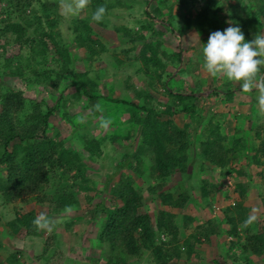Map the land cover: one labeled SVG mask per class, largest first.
<instances>
[{"label": "trees", "instance_id": "16d2710c", "mask_svg": "<svg viewBox=\"0 0 264 264\" xmlns=\"http://www.w3.org/2000/svg\"><path fill=\"white\" fill-rule=\"evenodd\" d=\"M241 1L223 0L221 4L219 0H205L203 9L194 16L188 6L189 3L194 5L196 0H174L175 4L170 9L177 5L179 10L184 11L181 14V35L193 30L201 37L208 36L211 32L224 30V25H230L239 26L245 39L250 40V33L256 29L258 22L264 23V0H247L253 8L244 15L235 8V4ZM158 2L164 4L165 0ZM158 2L153 1L154 4ZM0 5V41L5 38L3 43L8 44L12 38L19 48L18 55L4 60V71H1L0 79L11 77L27 85H49L56 90L65 78H70L78 93L86 97L91 105L101 99L96 92L97 83L88 77L87 72L70 71L71 57L63 46L60 32L54 31L58 25V20L52 17V14H56L52 12L55 5L49 0H0ZM115 5L106 0H88V19L79 20L73 26L74 44L87 53V63L93 62L105 51L88 21H93L91 17L97 8H105V17ZM154 13L151 16L145 10L148 21L140 24L139 30L133 34L125 28L118 29L127 37L132 49L140 43L135 61L140 62V71L149 79L147 85L150 91L155 87V79L161 83L168 96V103L163 109L154 107L150 103L153 98L144 90L134 91L132 101L110 99V102L125 107L124 111L128 114L125 123L129 129L123 135L124 140L130 141L137 133L139 141L136 142L137 145L132 141V152L124 153L123 159L117 163L118 171L115 173L118 180L110 189L109 205L101 204L95 211V219L103 216L97 238L113 254L105 263L113 264L116 260L114 264H127L149 253L153 264H186L193 259L198 243H209L212 238L221 235L230 239L228 252L226 257L214 258V264H238L237 253L246 259V264H251L254 257L264 259V224L258 219L248 222L251 208L244 204L249 186L241 181L234 184L232 194L225 196L234 205L222 209L223 220L210 219L197 226L187 237L181 238L180 230H187L195 220L184 214L179 226L175 211H184L190 196L180 188L173 192L165 191L167 180L174 175H186L193 156L203 167L208 165L218 169L222 178L228 175L232 178H247L252 168L260 169L255 175L264 184V112L259 113L255 109L254 105L258 104V100L252 99L247 106L249 114L233 115L234 126L228 132L225 130L226 114H209L208 109L198 107L197 102L215 97L219 103L230 104L235 101L237 93H245L239 82L226 80L213 87L212 91L209 90L211 94L207 97L197 96L202 93L201 82H197L194 89L181 92L180 89H174L177 81L172 80L170 88V81H164L162 77L168 62L175 68L182 63L181 52L167 54L161 50L159 40L153 42L146 38L145 34L149 32L154 36H163L162 32L153 30L154 20L161 16L158 5L155 6ZM95 23L101 24V21ZM164 25L171 27L170 23ZM2 51V55H5L4 48ZM196 63L198 62L189 59L185 63L188 69H180L179 73L194 70ZM171 75H168L169 80ZM255 81L259 82L258 90L254 89L252 94L259 92V87L264 85V66H261ZM1 89L0 201L3 205L33 203L46 207V218L49 220L47 227H38L33 223L37 218L34 210L16 214L6 223L8 233L15 236L22 232L27 237L44 235L42 252L36 259L44 264H61L57 236L50 219L79 207V193L93 192L89 187L91 182L86 177V164L80 153L65 147L62 140L48 135L50 118L55 108L43 101L28 100L22 91L9 87ZM181 114L188 122L179 126L174 117ZM241 119L244 122H256L252 132L254 139L259 142L257 146L249 143L250 138L243 135L244 130L238 126ZM119 139L120 136H112V140ZM99 146L100 140L97 138L86 139L83 144L84 151L90 158L100 156ZM146 158L149 159L154 181L148 192L162 206L157 212L155 227L146 211L142 188L135 181V177L142 180L144 178L142 167L143 159ZM242 160L245 161L244 167L239 165ZM123 170L129 173L122 172ZM217 189L215 183L202 180L199 187L200 198H212ZM261 200L264 209V194ZM156 231L164 234L167 240L158 243ZM2 250L0 240V251ZM182 258H185L183 263L180 262ZM7 263L19 264L18 254L9 255Z\"/></svg>", "mask_w": 264, "mask_h": 264}, {"label": "rangeland", "instance_id": "374dc122", "mask_svg": "<svg viewBox=\"0 0 264 264\" xmlns=\"http://www.w3.org/2000/svg\"><path fill=\"white\" fill-rule=\"evenodd\" d=\"M49 1L55 5L52 12H56V14H52V17L58 20V25L54 31L60 32L63 46L66 47L71 57L70 71L72 73L87 72L88 77L97 83L96 92L101 99L96 104L91 105L86 97L78 93L70 78H65L56 90L49 85H27L23 81L11 77L1 78L0 87L22 91L28 100L43 101L49 107L55 108V112L50 118L51 128L48 135L53 139L62 140L65 147L80 153L86 164V177L90 180L89 187L94 193H79V207L67 210L50 219L51 223L54 224L57 236L61 264H106L107 259L113 254L109 252L108 246L101 244L97 238L103 216L95 219V211L101 204L109 205L110 189L118 180L115 173L118 171L117 163L123 159L124 153L132 152L131 142L134 141V144L137 145L139 141L137 133V135L131 137L130 141L124 140L123 135L129 129L125 123L128 114L124 111L125 107L110 102V99L132 101L134 91L144 90L153 98L150 103L154 107L163 109L168 103V96L164 92L161 83L155 79L153 82L155 87L150 91L147 85L149 79L144 77L143 72L140 71V62L135 61L141 46L140 43L135 46V49H132L133 46L129 43L127 37H124L121 30L118 31V29L125 28L128 31L130 30L132 34L138 31L139 25L148 21L145 10L148 11L149 15H155L154 9L158 5L161 16H158L160 19L154 20L153 30L154 32H162L163 36H154L151 35V32L146 33L145 36L148 40L152 39L153 42L159 40L162 44L161 50L167 54L181 52L182 63L175 68L172 63L168 62L167 69L162 77L164 81H170L169 87L172 88V80H175L177 82L174 89L188 92L195 88L197 82H201L203 85L201 87L202 93L194 95L207 97L211 94V89L224 83L226 78L223 75L212 76L205 71L202 48L203 43L208 41L209 35L201 37L193 30L181 35V14L184 11H179L177 5L170 9V6L175 4L173 3L174 0H165L164 4H161L158 0H156L158 4L153 3L155 0H106L116 5L101 20V24L91 20L88 21L94 34L105 47L104 53L96 57L91 63L86 62L87 53L82 49H78L73 41L75 36L73 26L79 20L88 19L87 8L81 9L77 15H72L66 12L64 7V3L71 2V0ZM219 1L222 4L223 0ZM117 2H120V4L118 5ZM204 2L205 0H196V3L192 6L189 3L188 8L193 16L203 9ZM0 6L2 7V5ZM235 8L244 15L251 11L253 7L247 0H242L239 4H235ZM171 15L172 17H169ZM229 22L227 21V23ZM167 23H170L171 27L164 25ZM224 27L227 28L225 25ZM250 34L252 36L250 40L258 34L264 35V23L259 21L256 29L251 31ZM4 39L0 41L1 55L3 54V48L5 49V55L0 56V73L4 71V60L19 54V48L13 39L11 38L8 44L3 43ZM23 53L26 54V51L23 50ZM51 54L53 56V53ZM189 59L198 62L194 70L179 73L180 69L187 68L185 63ZM163 62L166 63L165 60ZM169 74H172L170 80L168 79ZM254 83L256 87L253 90H258L259 82L254 81ZM1 88L0 92L2 91ZM253 90L237 93L235 101L230 104L219 103L215 97H210L205 101L200 99L197 104L198 107H203L204 110L208 109L209 114L216 116L226 114L224 118L226 120L225 130L231 132V128L234 126L233 115L239 113L241 115L249 114L247 106L250 101L254 98L258 100L259 92L252 94ZM254 107L259 113L264 112L260 110L259 104H255ZM174 120L179 126L188 122V119L182 114L174 117ZM241 120L238 126L241 130H244L243 135L250 138L249 143L251 142L252 145L257 146L259 142L254 139V133L252 132L256 122ZM116 135L120 136L121 139L112 140V136ZM262 136L264 138V133ZM91 138L100 140L101 152L99 157L90 158L84 151V141ZM190 155H193V149L190 150ZM148 160V158L143 159V180L135 177V181L142 188L146 211L151 218L152 225L155 227L157 212L162 209V206L158 199L148 192L149 186L154 182ZM190 163L191 166L186 175L172 176L167 180L164 188L165 191L172 192L180 188L181 191L186 190L190 196L186 209L175 211L176 223L179 226L182 224L184 214L192 216L195 220L187 230H180L181 238L187 237L197 226H201L210 219L223 220L222 209L232 205L233 202L232 200L227 201L225 196L229 193L232 194L234 184L238 181L249 186L246 204L251 208L250 216H255V219L261 220L264 224V209L261 203L264 184L255 175L260 169L252 168L247 178H232L229 175L222 178L218 169L208 165L203 167L200 161L194 159L193 156ZM239 165L244 167L245 161H240ZM122 172L129 173L127 170ZM202 180L217 185L218 189L212 198L206 200L200 198L199 187ZM30 210H34L37 217L48 215L46 207L37 206L33 203L3 205L0 201V240L3 246V250L0 251V264H8L7 258L13 254H18L19 264H44L43 261L36 259L42 252L44 235L27 237L20 232L18 235L11 236L6 227V223L12 220L16 214L26 213ZM166 240L167 237L164 234L156 233L158 243ZM229 241L230 239L224 235L212 238L209 243L201 241V244L198 243L195 246L193 259L186 264H196L197 262L199 264H214V258L218 256L226 257ZM236 255L238 264H246V259L241 257V254L237 253ZM252 260L251 264H264L263 258L254 257ZM115 262L116 260L113 261V264ZM180 262H185V258H182ZM127 264L153 263L150 254L145 253L139 260H131Z\"/></svg>", "mask_w": 264, "mask_h": 264}, {"label": "clouds", "instance_id": "9594fccd", "mask_svg": "<svg viewBox=\"0 0 264 264\" xmlns=\"http://www.w3.org/2000/svg\"><path fill=\"white\" fill-rule=\"evenodd\" d=\"M88 0L65 2L66 12L77 15L86 7ZM105 8L99 7L91 19L99 22L103 19ZM203 68L212 76L223 75L227 81L240 82L241 90L249 92L256 87L254 81L261 66H264V35H256L246 40L239 26H229L209 34L208 41L202 48ZM258 104L264 111V85L259 87ZM106 126V122H105ZM255 220L249 216L248 222ZM33 223L38 227H47L49 220L41 215Z\"/></svg>", "mask_w": 264, "mask_h": 264}, {"label": "crops", "instance_id": "0c3cea01", "mask_svg": "<svg viewBox=\"0 0 264 264\" xmlns=\"http://www.w3.org/2000/svg\"><path fill=\"white\" fill-rule=\"evenodd\" d=\"M179 11H180V10H179ZM244 205L250 208V206H249V205H247L246 203H245Z\"/></svg>", "mask_w": 264, "mask_h": 264}, {"label": "built area", "instance_id": "2783aa9c", "mask_svg": "<svg viewBox=\"0 0 264 264\" xmlns=\"http://www.w3.org/2000/svg\"><path fill=\"white\" fill-rule=\"evenodd\" d=\"M232 205H234V204L232 203Z\"/></svg>", "mask_w": 264, "mask_h": 264}]
</instances>
